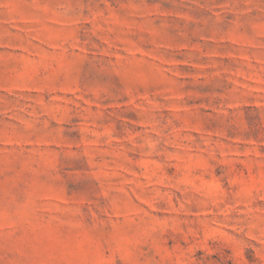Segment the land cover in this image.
I'll return each mask as SVG.
<instances>
[{
	"label": "rangeland",
	"instance_id": "1",
	"mask_svg": "<svg viewBox=\"0 0 264 264\" xmlns=\"http://www.w3.org/2000/svg\"><path fill=\"white\" fill-rule=\"evenodd\" d=\"M0 264H264V0H0Z\"/></svg>",
	"mask_w": 264,
	"mask_h": 264
}]
</instances>
